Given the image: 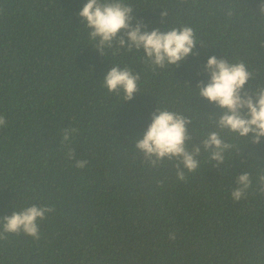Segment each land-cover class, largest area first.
I'll return each mask as SVG.
<instances>
[{"label": "trees", "instance_id": "1", "mask_svg": "<svg viewBox=\"0 0 264 264\" xmlns=\"http://www.w3.org/2000/svg\"><path fill=\"white\" fill-rule=\"evenodd\" d=\"M119 2L133 9L132 26L191 28L193 54L160 68L120 46L124 31L101 53L79 16L87 0H0V221L53 209L37 221L39 239L3 233L0 264H264V138L221 129L226 109L197 89L211 56L246 66L242 95L264 88V0ZM112 67L139 77L131 101L103 87ZM158 110L190 121L194 172L136 148ZM66 129L75 131L64 141ZM213 132L230 145L222 163L203 147ZM245 173L251 185L234 201Z\"/></svg>", "mask_w": 264, "mask_h": 264}, {"label": "clouds", "instance_id": "2", "mask_svg": "<svg viewBox=\"0 0 264 264\" xmlns=\"http://www.w3.org/2000/svg\"><path fill=\"white\" fill-rule=\"evenodd\" d=\"M260 11L264 13V4ZM133 9L123 3H109L108 0H87L79 12V16L86 27L91 29L90 38L95 41L99 39L97 50L103 52L105 47H112V42L118 38V34L124 31L125 38H119L121 47H127L129 51L133 47L137 50L143 49L148 60L157 67L163 68L165 64L179 66L187 57L193 54L195 40L193 31L189 27L173 29L167 32L159 30L147 31L146 26L137 22L132 26ZM205 72L209 80L197 85L198 94L210 103L221 109H226L224 115L219 119V127L236 133L241 137L252 136L253 144H259L264 138V88L258 89L255 97L247 94L242 95L245 84L251 74L246 70L243 63L229 64L226 60L211 56L205 65ZM139 77L133 75L130 69L112 67L104 76L103 87L109 92L123 90L125 100L131 101L138 91L137 82ZM152 122L144 132L142 138L137 139L136 148L151 159L155 156L157 160L178 159L189 173L199 167V161L195 158L200 154V148L196 147L192 152L186 150L185 142L188 140L186 125L190 121L182 116L167 111L158 110L152 115ZM5 125V118L0 116V127ZM70 131L66 129L63 140L67 141ZM203 147L211 151V159L218 163L223 162V152L230 147L225 144L218 133L213 132L203 141ZM69 158L75 157L70 151ZM86 161H76V167L82 168ZM177 178L185 179L184 171L179 170L177 165ZM264 181V177H261ZM237 187L231 192L234 201L244 198L246 190L251 181L247 173L237 178ZM52 208L42 206L27 207L22 211L13 212L0 221V239H4L3 233L19 234L21 231L34 238L39 239V226L37 221H43L46 214L52 212Z\"/></svg>", "mask_w": 264, "mask_h": 264}]
</instances>
